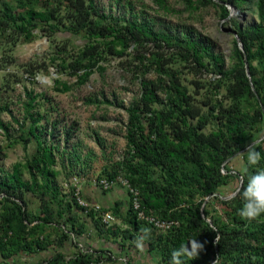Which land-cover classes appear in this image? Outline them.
I'll return each mask as SVG.
<instances>
[{
    "label": "trees",
    "instance_id": "1",
    "mask_svg": "<svg viewBox=\"0 0 264 264\" xmlns=\"http://www.w3.org/2000/svg\"><path fill=\"white\" fill-rule=\"evenodd\" d=\"M155 1L165 7L163 0ZM186 2L191 10L209 6L218 9L221 19L230 23L238 34L244 52L235 40L228 68L225 58L214 54L205 41L156 29L138 17L107 15L95 0H0V44L11 46L12 50L22 40H33L39 29L56 36L63 26L72 35L87 36L88 42L79 55L71 60L63 58L61 64L62 70L76 76L80 85L86 84L97 69L104 70L102 64L111 59L134 58L138 61L134 63L136 72L142 76L154 72L157 79L142 80L141 94L127 110V155L107 166L100 177L115 180L123 172L130 187L138 191L141 210L147 216L176 223L166 231L154 229L137 216L133 197L127 190V213L122 216L117 209L113 212L127 228L105 231L101 221L95 218L96 213L86 212L79 205L73 196L74 187L68 199L55 184L60 174L55 169L56 152L60 148L42 140L40 127L45 117L37 111L31 113L38 108L39 95L26 92L30 98L26 112L31 121L27 136L25 133L19 138L28 145L32 136L37 141V150L25 163L14 164L11 171L0 170V195L5 194L0 198V258L5 261L2 264H15L14 258L19 254L38 255L52 246L64 248L70 236L60 228L63 224L81 238L86 225L74 217L80 210L93 220L100 233L110 231L111 235L120 237L123 249L135 248L132 241L136 234L142 227L150 228L151 236L146 243L159 264H169L172 251L193 238L206 242L205 250L197 259L183 258L184 264H213L216 258L217 264H264V215L254 221L242 219L239 195L224 200L221 194L234 177H242V187L246 184L245 169L236 170L234 175L231 161L240 156L245 166L246 159L238 154L252 140L264 136V0ZM229 6L241 14L257 16L259 23L243 26L238 18H229ZM175 62L189 66L197 75L212 70L220 78L202 84L193 82L206 90L198 101L182 81L184 71L171 67ZM22 68L35 76L43 67L29 62ZM55 84L63 86L62 92L69 91V86L59 79ZM162 96L166 97L164 101L160 100ZM0 108L9 110V106ZM209 127L212 129L207 132ZM0 130L5 139L13 138L11 125L0 121ZM17 142L11 141L10 146ZM4 150L0 144L1 159ZM257 150L264 157V139ZM62 164L64 168L65 162ZM257 167H264V158ZM255 170L250 168L248 172ZM25 173L29 174L28 180L23 178ZM29 194L41 200L39 214L29 210ZM208 197L211 198L202 210ZM52 202L58 205L57 209ZM50 228L61 234L47 236ZM98 251L102 254L76 251L71 258L57 251L39 264H118L113 253ZM127 264L134 262L129 259Z\"/></svg>",
    "mask_w": 264,
    "mask_h": 264
},
{
    "label": "rangeland",
    "instance_id": "2",
    "mask_svg": "<svg viewBox=\"0 0 264 264\" xmlns=\"http://www.w3.org/2000/svg\"><path fill=\"white\" fill-rule=\"evenodd\" d=\"M163 3L165 7L155 0H95L97 7L107 15L130 19L138 17L140 21L150 22L156 29L167 30L176 35H191L194 39L205 41L212 47L214 54L225 58L226 68L231 65L236 36L231 24L221 19L218 9L209 6L191 10L186 0H163ZM233 17L238 18L243 26L259 23L257 16L251 14L239 13ZM87 42L84 33L72 35L61 26L56 36L39 29L35 31L33 40H22L13 50L11 46L0 44V106H9L8 111L0 108V121L11 125L14 135L11 140H7L0 130V144L5 149L4 158H0V170L11 171L14 164L25 163L37 150L35 138L30 136L28 145L19 138L25 133L27 136L31 120L26 112V104L30 101L26 92H33L34 95H39L38 108L32 109L31 113L37 111L45 117L40 127V131H43L42 140L53 148H60L59 153L56 152L58 166L55 167L60 174L55 181L61 187V192L68 195V199L72 186L66 184L71 183L70 180L75 176L82 175L78 178L84 179L83 182H93L101 176L107 166L122 161L127 155V110L140 96L142 80L157 79L152 71H148L146 76L136 72L134 63L137 64L138 61L134 58L129 61L111 59L102 64L104 70L97 69L86 84L80 85L76 76L68 70H62L61 64L63 58H76ZM29 62L38 63L39 67L43 68L32 76L22 68V65ZM171 67L184 71L182 81L198 101H201L206 90L193 82L202 84L220 78V75L212 70L205 75H197L189 66L186 68L179 62H175ZM38 75L40 79H37ZM58 79L69 86L68 92H62V85L56 86L55 81ZM165 98L162 96L160 100L164 101ZM21 126L23 130H20ZM211 129L212 127H209L206 131L210 132ZM14 140L18 142L11 147L10 143ZM63 161L66 164L64 168ZM243 164L240 156L233 159L231 166L235 171L232 173L236 175V170L243 171ZM224 172L227 173L226 170ZM23 178L28 180L29 174L25 173ZM241 183L243 184L242 177L232 178L221 192L223 199L229 198L230 193L237 191ZM27 200L29 210L39 214L42 210L41 200L32 194L28 195ZM52 206L56 208L58 205ZM116 226L119 224L114 225V228ZM46 232L47 236L52 237L61 234L52 228ZM89 240H78L83 244L84 250L102 249L95 248L94 244L89 245ZM70 245L73 252L77 250L74 242L71 241L67 247ZM97 245L99 244L95 246ZM54 249L38 255H16L15 264H39L55 255ZM73 252L64 253L70 257ZM134 255L136 264H159L158 258L146 251L138 252L135 248ZM116 257V262L121 264L123 256ZM128 261L129 259L123 260V264ZM2 263L5 261L0 258V264Z\"/></svg>",
    "mask_w": 264,
    "mask_h": 264
},
{
    "label": "clouds",
    "instance_id": "3",
    "mask_svg": "<svg viewBox=\"0 0 264 264\" xmlns=\"http://www.w3.org/2000/svg\"><path fill=\"white\" fill-rule=\"evenodd\" d=\"M37 79H40L39 75L37 76ZM259 143L260 141L252 140L251 143L246 146L245 151L240 154L246 159L245 173L247 174V182L245 185H243L242 191L237 190L229 194V198H235L237 195H239L242 201V206L239 210V215L242 219L248 221L257 220L262 215H264V167H257L260 164L262 158L264 157H262L260 151L257 150V145ZM250 168H255L256 170L254 172L249 173L248 169ZM75 177H82V175ZM97 179H108V178L98 177ZM125 189L128 190L127 188ZM100 206L103 207L102 205ZM104 210L111 211L106 208H104ZM111 212L113 213V211ZM115 218L117 220L116 224H118V219L116 216ZM111 228L116 229L118 227L116 226V228H114V226H112ZM150 236H151V229L147 227H142L139 233L137 234L136 238L132 241V244L135 246V248L138 251L144 252L147 249L146 242L150 239ZM217 240L218 237H216V242ZM205 243L206 242L204 243L199 242L197 238L190 239L187 243H182L179 248L174 249L172 251L169 264H184L183 258H188L192 260L197 259L200 253L205 250ZM99 250H104V249H99ZM105 251H109V250H105ZM123 260L124 258L121 257V264H123ZM213 264H217V258L214 260Z\"/></svg>",
    "mask_w": 264,
    "mask_h": 264
},
{
    "label": "crops",
    "instance_id": "4",
    "mask_svg": "<svg viewBox=\"0 0 264 264\" xmlns=\"http://www.w3.org/2000/svg\"><path fill=\"white\" fill-rule=\"evenodd\" d=\"M55 184H57V183H55ZM82 194H83V197L86 200H88L90 203L100 204L104 208L109 209L113 212L115 209H117V210H119V213L122 216H124L127 213V210L129 207V194H128L127 190L121 185L116 186V187L112 188L111 190H104L102 187L97 186L94 183V181L93 182H91V181L86 182L85 181L82 183ZM48 198H50V197H48ZM52 204H56V203L52 202ZM57 208H58V206L54 209H57ZM74 217L77 218L78 223L86 225L85 232L82 234L83 236L81 238H84L86 241L91 238L88 241L89 245L94 244L95 248L102 247V249L109 250L110 252H112L114 255H116L118 257L123 256L124 260L125 259H131L134 262V264H136V262H135L136 256L134 255L135 248L132 249V248H129L130 247L129 246L127 249H123L122 244H121L122 243L121 238L115 237L114 235H111L110 231L100 233L99 230L96 228L93 220L88 215H86L83 212V210L76 211V214ZM117 219H118V224L121 228H127V226L123 223L122 218L117 217ZM119 226H117V227H119ZM69 244H71V239L65 243L64 248H59L58 246L57 247L52 246V248H55L54 249L55 252L61 251L63 253L64 252H70L71 253V252H73V247H71V245H70V247H67ZM96 244H99V245H97V247H96L95 246ZM50 250H51V248L49 249V251ZM138 252H140V251H138ZM146 252L149 255H151L150 252L148 251V247L146 249Z\"/></svg>",
    "mask_w": 264,
    "mask_h": 264
},
{
    "label": "built area",
    "instance_id": "5",
    "mask_svg": "<svg viewBox=\"0 0 264 264\" xmlns=\"http://www.w3.org/2000/svg\"><path fill=\"white\" fill-rule=\"evenodd\" d=\"M82 180L84 181V179H79L78 177H74L73 179L70 180L71 183L66 184V186L70 185V186L74 187L73 196L77 198L79 205L81 207L85 208V210H87L86 212L94 211L96 213L95 218L99 219L101 221L103 228L105 230L110 229L112 226H114L117 223V220H116L114 214L111 211L104 210V208L101 207L100 205L92 204L83 198V196H82V183H83V181ZM94 183L96 185L102 187L104 190H111L112 188H114L118 184L127 188L133 197V206H134V210L137 213V216L141 220L148 222L150 225H152L154 229H156L158 231H166L176 224L175 221H168V220L163 221V220L157 219L156 217L147 216L141 210V201H140L138 191H136L130 187L129 181L126 179L123 172H120L118 174V176L115 178V180L95 179ZM2 196H5V194L0 195V198H2ZM50 225L51 226H58L54 223H50ZM60 228L64 231V233H67L70 236L71 241L76 244V249H77L76 251H80V252H84V253H93L95 255L102 254V251L96 252V250H98V249L92 248L89 250H84L83 244L81 243V241H78L81 238H79L77 236V234L71 229V227H69L67 225H63ZM107 254H108V252H107ZM69 258H71V256Z\"/></svg>",
    "mask_w": 264,
    "mask_h": 264
},
{
    "label": "water",
    "instance_id": "6",
    "mask_svg": "<svg viewBox=\"0 0 264 264\" xmlns=\"http://www.w3.org/2000/svg\"><path fill=\"white\" fill-rule=\"evenodd\" d=\"M229 9H230V16H229V18H232L233 16H235V15H239V13H240V11L239 10H236L233 6H229ZM234 34H235V36H236V40L238 41V45H239V48H240V50H242L243 52H244V47H243V45H242V43H240V39H239V36H238V34L236 33V32H234ZM246 70H247V74H248V76L250 77V75H251V72H250V67H249V63L248 62H246ZM264 139V136L260 139V140H258V141H262ZM244 151H242V152H240L238 155H240L241 153H243ZM241 186H242V183H241V185H240V187H239V191H240V189H241ZM211 197H208L207 199H206V201H205V203H204V205H203V207H202V210H204V207H205V205H206V202L210 199ZM225 200H227V199H231V198H224ZM208 222L212 225V222L210 221V220H208Z\"/></svg>",
    "mask_w": 264,
    "mask_h": 264
}]
</instances>
